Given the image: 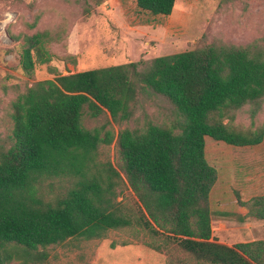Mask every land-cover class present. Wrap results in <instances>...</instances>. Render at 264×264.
<instances>
[{"label":"trees","instance_id":"obj_1","mask_svg":"<svg viewBox=\"0 0 264 264\" xmlns=\"http://www.w3.org/2000/svg\"><path fill=\"white\" fill-rule=\"evenodd\" d=\"M136 1L154 16H170L176 4ZM259 46L210 44L28 87L11 105L12 135L0 137V264H45L46 248L101 240L111 230L130 227L131 217L114 203L121 174L138 199L137 222L153 236L176 242L199 264H264V240L231 247L213 238L210 194L219 174L206 158L208 137L234 147L264 142V128L240 131L224 123L244 107L254 121L262 109L264 50ZM51 57L43 34L24 36L19 67L25 75H34L37 64ZM151 95L173 107L176 124L148 123L117 138L83 124L86 108L93 118L107 112L114 122L129 121L141 97ZM114 141L120 171L99 159L101 145ZM56 181L69 186L47 198L43 186ZM237 197L247 217L264 220V196L247 202Z\"/></svg>","mask_w":264,"mask_h":264},{"label":"rangeland","instance_id":"obj_2","mask_svg":"<svg viewBox=\"0 0 264 264\" xmlns=\"http://www.w3.org/2000/svg\"><path fill=\"white\" fill-rule=\"evenodd\" d=\"M91 7L90 15L84 9ZM43 34L51 62L37 64L34 75L19 67L24 36ZM258 42L264 50V0H176L170 16H154L142 11L136 0H0V137L13 132L11 105L36 82L60 75L150 62L154 58L194 50L210 44L246 45ZM248 107L227 117L240 131L264 128V102L252 121ZM177 116L173 107L155 95L141 97L129 121L114 122L105 112L93 118L85 109L87 129L103 128L115 138L126 129L143 130L148 123L171 127ZM7 140V139H6ZM9 143V142H8ZM206 158L219 178L210 194L213 238L235 246L243 241L239 232L241 211L238 201L264 196V142L255 147H234L206 139ZM101 163L110 162L120 171L118 146L101 145ZM117 180L115 204L131 217L133 224L109 231L101 240H71L46 248L45 264H199L176 242L164 235L153 236L137 222L138 199L124 174ZM43 186L47 198L64 193L69 184L56 181ZM223 212L228 213L226 216ZM114 244V248L112 247ZM151 245L162 247L157 251ZM42 251V249H40ZM14 260L6 264H20Z\"/></svg>","mask_w":264,"mask_h":264},{"label":"crops","instance_id":"obj_3","mask_svg":"<svg viewBox=\"0 0 264 264\" xmlns=\"http://www.w3.org/2000/svg\"><path fill=\"white\" fill-rule=\"evenodd\" d=\"M248 211H241L242 216L239 217V232L245 235L241 236V243H251L264 240V220L247 217ZM233 247L232 245H230Z\"/></svg>","mask_w":264,"mask_h":264}]
</instances>
